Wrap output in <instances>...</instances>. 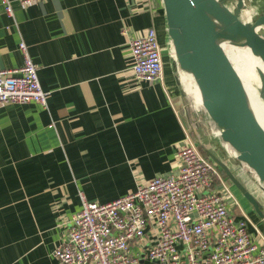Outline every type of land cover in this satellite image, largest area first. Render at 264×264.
Listing matches in <instances>:
<instances>
[{"label":"crops","instance_id":"0c3cea01","mask_svg":"<svg viewBox=\"0 0 264 264\" xmlns=\"http://www.w3.org/2000/svg\"><path fill=\"white\" fill-rule=\"evenodd\" d=\"M9 1L12 15L0 0V69L23 66L24 43L48 99L46 107L0 110V264H61L54 250L83 197L110 202L175 171L186 135L198 131L210 148L209 128L187 103L193 83L178 77L163 0ZM250 1L244 5L256 17ZM152 27L166 60L161 78L149 83L132 70L130 41ZM224 160L264 213L256 178L228 154ZM227 181L241 208L234 215H247L249 231L263 241L264 217ZM139 264L155 263L141 256Z\"/></svg>","mask_w":264,"mask_h":264},{"label":"built area","instance_id":"2783aa9c","mask_svg":"<svg viewBox=\"0 0 264 264\" xmlns=\"http://www.w3.org/2000/svg\"><path fill=\"white\" fill-rule=\"evenodd\" d=\"M44 1L21 0V4ZM2 3L12 15L10 1ZM169 48L180 81L193 83L187 94H196L195 106H203L195 79L179 67L172 42ZM20 49L23 66L0 69V110L33 102L47 106L38 66L24 43ZM130 52L138 79L154 83L161 78L163 47L154 27L130 41ZM226 152L238 158L228 144ZM178 158L175 171L139 183L113 201L90 202L83 197L82 208L73 216L68 236L54 250V257L61 264H139L141 256L155 264H264V240L254 239L247 215L241 220L234 215L241 208L219 165L199 150L190 134L181 143ZM259 186L264 193V185ZM134 247L140 252L133 254Z\"/></svg>","mask_w":264,"mask_h":264},{"label":"water","instance_id":"95a60500","mask_svg":"<svg viewBox=\"0 0 264 264\" xmlns=\"http://www.w3.org/2000/svg\"><path fill=\"white\" fill-rule=\"evenodd\" d=\"M163 1L179 67L195 79L204 109L222 130L221 140L238 152L237 163L253 170L264 184V126L238 72L219 44L224 31L237 34L247 40L245 46L264 62V0L250 1L258 10L252 22L239 18L246 6L244 0H237L234 12L224 5L226 0ZM209 156L255 212L264 217L261 203L231 169Z\"/></svg>","mask_w":264,"mask_h":264},{"label":"rangeland","instance_id":"374dc122","mask_svg":"<svg viewBox=\"0 0 264 264\" xmlns=\"http://www.w3.org/2000/svg\"><path fill=\"white\" fill-rule=\"evenodd\" d=\"M236 3H237V0H226L224 2V5L227 8H229L232 12H234V10L236 8ZM245 10H249L247 6L244 8V10H241L240 15H239L240 20L244 21V22H246V21L252 22L253 19H255L253 12L251 13V11H245ZM243 11H245V12L243 13ZM250 17H251V19H249ZM169 44H171V42ZM237 47H238L237 49H232L228 44V45L224 46V51L226 52V54L228 55V57L232 61L233 65L236 68L239 75L249 85V87L253 90V92L256 95L260 96V100H261L262 104L264 105V97H263L264 93H263V89H262L263 84H264V72H262V71L258 72L257 71L258 72V75H257L256 70H255V65H261V62L253 60L248 48H245L247 46H237ZM165 54L166 53H164V54L162 53L163 61L166 60V58L164 60ZM261 61H262V59H261ZM263 66H264V62H263ZM199 107H201V106H195L196 109H198ZM198 120L204 124H206V122L208 123V121L212 122L210 120V118H208L207 116L205 117V119L200 117V118H198ZM208 133L209 134L207 135V137L204 140L205 142L206 141L211 142V147L205 148V150L207 151V154L212 155L213 157L219 159L222 162L225 161L224 158H225L226 154H228V153H226L227 144L221 140L222 130L220 128H218L217 125H214L213 128L208 129ZM233 160L235 162H238V161H236L237 155H236V158H233ZM252 175H253V177L256 178L258 185H264L263 182L258 178V176L255 173ZM235 189H236L235 191L238 190L237 188H235ZM262 230L264 231V226L262 227Z\"/></svg>","mask_w":264,"mask_h":264},{"label":"bare ground","instance_id":"6f19581e","mask_svg":"<svg viewBox=\"0 0 264 264\" xmlns=\"http://www.w3.org/2000/svg\"><path fill=\"white\" fill-rule=\"evenodd\" d=\"M245 7H243L242 10H244ZM245 11H251V13H252V10H245ZM245 11H243V13ZM249 19H251V17ZM246 43H247V40L244 37H241V36H239L237 34H234V33H231V32L224 31V34H223L222 38L220 39V43L219 44H220L221 47H223V49H224V46H226L228 44H229V46L232 49H237L238 48L237 46H245ZM245 48H248V47H245ZM248 50H249V52H250V54H251V56H252L254 61H260L261 62V65H255V70H256L257 75H258L259 71L264 72V66H263V62L261 61V59L258 56L254 55L250 48H248ZM230 62L232 63L231 60H230ZM240 78H241V80H242V82H243V84L245 86L246 92L248 93V96L250 98L252 107H253L258 119L260 120V122L264 126V105L262 104V102L260 100V96L256 95L253 92V90L249 87V85L243 80V78L241 76H240ZM262 89H263V93H264V84H263Z\"/></svg>","mask_w":264,"mask_h":264},{"label":"trees","instance_id":"16d2710c","mask_svg":"<svg viewBox=\"0 0 264 264\" xmlns=\"http://www.w3.org/2000/svg\"><path fill=\"white\" fill-rule=\"evenodd\" d=\"M185 96H186V99H187V103L190 104V105H189L190 109L193 110V112H191L192 116H193V115L195 114V112H196V113L199 114V116H200L201 118H204L205 115H206L208 118H210V116L208 115L207 111L204 109L203 106L199 107L198 109H196V108L193 107V106H194V105H193V104H194V102H193V101H194V97H192V96H188V95H185ZM190 102H191V103H190ZM203 113H204V114H203ZM195 120H196V119H195ZM210 120H211L212 122H209V121H208V128H209V129L213 128L214 125H216L215 122H214L211 118H210ZM217 127H218V126H217ZM190 131H191V130H190ZM189 134H190L192 140L194 141V143L196 144V146L199 148V150H200L204 155H206V154H207V151L205 150V148H207V145L203 143L202 138H201L200 134L198 133V131H191V132H189ZM207 155L209 156V154H207ZM207 155H206V156H207ZM209 157H210V156H209ZM231 170H232V169H231ZM222 173H223L224 177L226 178V180H229L228 177L226 176V174L224 173L223 170H222Z\"/></svg>","mask_w":264,"mask_h":264}]
</instances>
